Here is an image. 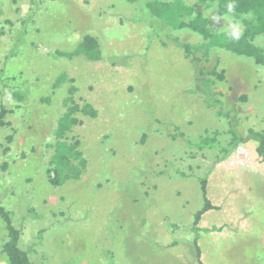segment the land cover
Wrapping results in <instances>:
<instances>
[{
	"label": "rangeland",
	"instance_id": "rangeland-1",
	"mask_svg": "<svg viewBox=\"0 0 264 264\" xmlns=\"http://www.w3.org/2000/svg\"><path fill=\"white\" fill-rule=\"evenodd\" d=\"M140 5L0 0V206L33 264H264V161L248 137L264 132V66L210 47L196 76L174 40L201 37ZM204 13L214 32L244 27ZM84 35L100 60L68 56ZM71 103L96 115L74 113L60 140L80 155L55 185V126ZM202 179L213 209L193 224ZM5 239L0 218V264Z\"/></svg>",
	"mask_w": 264,
	"mask_h": 264
},
{
	"label": "trees",
	"instance_id": "trees-1",
	"mask_svg": "<svg viewBox=\"0 0 264 264\" xmlns=\"http://www.w3.org/2000/svg\"><path fill=\"white\" fill-rule=\"evenodd\" d=\"M135 7L140 3L142 11L148 15L149 18L160 22L170 23L176 29H186L201 37V41L195 44L180 43L174 40L176 45L182 50L186 59L191 61L194 67L196 76L206 75L199 68L200 59L196 57V53L201 52L204 59L208 60L210 47L222 49L236 56L250 58L254 64L264 66V44L258 46L254 40L256 36L264 35V0H124ZM188 1V2H187ZM194 2L195 4H191ZM234 4V10L230 13L228 5ZM201 7L204 9L201 10ZM213 8V12L217 16L224 14L235 15L242 19V36L238 41L229 40L226 36V30L222 32H214L211 29L210 18L204 11L208 8ZM138 8V7H137ZM251 14V17H249ZM242 15V17H241ZM204 50H203V48ZM68 56H83L89 61H98L101 59V52L97 40L90 36L84 35L81 41L76 45L74 51ZM209 75L216 76L217 79H223L222 72L217 74L215 67L207 72ZM210 80L201 81V87L209 84ZM64 100V103H66ZM70 101V99L68 100ZM81 112L83 115L94 118L96 113L88 104H83L80 108L78 105L71 103L67 106L66 112L62 114L56 122L55 136L56 142L53 146L54 154L50 158L49 168L54 171L50 182L51 184L60 183V177L68 173L70 164L74 159H77L80 152L74 151L73 147L68 145L63 138L65 132L70 131L71 127L77 125L79 122L73 115L75 112ZM7 113L2 106L0 107V126H6L8 123L4 122V117ZM230 134H233L227 147H221L223 153H227L232 146L238 142V136L231 128ZM248 137L258 143L256 147L257 156L264 161V132H254L252 129L248 130ZM8 140L10 137L7 138ZM215 138H211L210 142L214 146L204 143H197L194 146L202 149L207 146L213 148L217 146ZM192 146V144H191ZM82 163V161H81ZM205 179L201 180V193L203 198L202 208L194 214V222L196 224L200 216L213 207L209 204L206 197ZM0 218L5 223L6 239L1 246L2 253L5 256L7 264H33L30 262L27 252L20 247V233L12 226L9 214L0 206Z\"/></svg>",
	"mask_w": 264,
	"mask_h": 264
},
{
	"label": "clouds",
	"instance_id": "clouds-1",
	"mask_svg": "<svg viewBox=\"0 0 264 264\" xmlns=\"http://www.w3.org/2000/svg\"><path fill=\"white\" fill-rule=\"evenodd\" d=\"M235 5L229 4L228 5V11L231 13L234 10ZM249 17H251V14H249ZM221 17L218 16H212V20L216 21L217 23L220 21ZM226 36L229 40L232 41H238L242 36V26L239 21L232 20L228 24V27L226 29Z\"/></svg>",
	"mask_w": 264,
	"mask_h": 264
}]
</instances>
